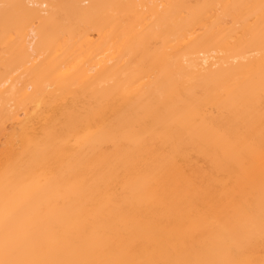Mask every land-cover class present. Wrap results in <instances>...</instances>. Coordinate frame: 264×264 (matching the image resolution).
Segmentation results:
<instances>
[{"label":"bare ground","instance_id":"1","mask_svg":"<svg viewBox=\"0 0 264 264\" xmlns=\"http://www.w3.org/2000/svg\"><path fill=\"white\" fill-rule=\"evenodd\" d=\"M0 264H264V0H0Z\"/></svg>","mask_w":264,"mask_h":264}]
</instances>
